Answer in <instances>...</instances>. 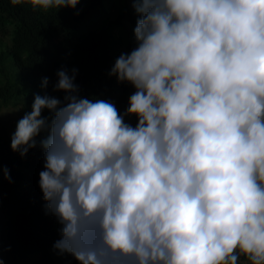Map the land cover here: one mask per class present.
Listing matches in <instances>:
<instances>
[{
    "label": "clouds",
    "instance_id": "clouds-1",
    "mask_svg": "<svg viewBox=\"0 0 264 264\" xmlns=\"http://www.w3.org/2000/svg\"><path fill=\"white\" fill-rule=\"evenodd\" d=\"M129 2L137 46L109 73L136 89L124 114L82 98L65 67L63 101L35 95L11 138L24 157L44 133L54 248L79 264H264V0Z\"/></svg>",
    "mask_w": 264,
    "mask_h": 264
},
{
    "label": "trees",
    "instance_id": "trees-1",
    "mask_svg": "<svg viewBox=\"0 0 264 264\" xmlns=\"http://www.w3.org/2000/svg\"><path fill=\"white\" fill-rule=\"evenodd\" d=\"M102 4L103 0H81L75 9L45 10L31 3L14 6L10 0H0V37L7 40H0V70L5 72L8 62L14 73L0 86V109L18 98L20 84L31 88L33 97L47 94L63 101L65 93L54 91V85L57 72L66 67L69 74L78 70L75 82L82 98L109 100L124 114L133 85L109 75L115 59L107 46V31L78 33L80 23ZM138 18L126 8L117 24L126 21L135 28ZM45 77L49 79L47 88L43 87ZM4 127L0 120V167L10 171L13 182L0 173V259L3 264H79L71 254L67 253L69 260L64 261L53 253L62 237L39 183L45 164L39 140L44 133L37 137V147L22 157L11 148L16 130ZM240 259L249 264L244 256Z\"/></svg>",
    "mask_w": 264,
    "mask_h": 264
},
{
    "label": "rangeland",
    "instance_id": "rangeland-1",
    "mask_svg": "<svg viewBox=\"0 0 264 264\" xmlns=\"http://www.w3.org/2000/svg\"><path fill=\"white\" fill-rule=\"evenodd\" d=\"M129 8L132 11H135L132 3L129 0H103V4L98 9L93 10L85 20L80 23V28L78 33H86L91 30H102L105 29L108 34L107 46L114 53V59H116L122 53H130L136 46V39L134 34V27L127 24L126 21L123 22V25L117 24V19L122 15L124 10ZM0 40H7L3 37H0ZM7 60H11L7 58ZM7 76L13 78V68L6 62L5 72L0 70V86L3 85ZM22 91L19 94L17 99H12L6 107L1 108L5 114L0 117L1 125L5 126L4 129L7 131H12L17 129V123L26 113L31 112L32 104L34 102V97L31 96V88H28L23 85H19L18 88ZM42 89V87L40 88ZM136 91L134 86L130 92V96ZM23 105L19 111H15L18 107ZM129 107V101H128ZM127 107V108H128ZM49 110L45 109L43 115L49 114ZM3 121L5 124H3ZM126 122L130 123L132 126H135L138 123V118L134 115L126 117ZM58 229H61V225L57 224ZM54 255L58 258L63 259L64 261L69 260L67 253L60 254L59 250H54ZM55 257L56 260H58ZM247 264L246 261L240 259L239 264ZM74 264V262L69 263Z\"/></svg>",
    "mask_w": 264,
    "mask_h": 264
}]
</instances>
